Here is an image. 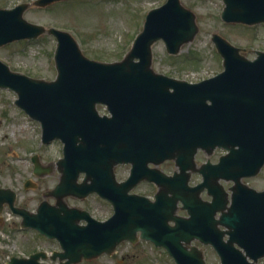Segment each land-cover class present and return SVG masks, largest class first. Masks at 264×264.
<instances>
[{"label":"water","instance_id":"95a60500","mask_svg":"<svg viewBox=\"0 0 264 264\" xmlns=\"http://www.w3.org/2000/svg\"><path fill=\"white\" fill-rule=\"evenodd\" d=\"M55 1L32 4L44 7ZM224 2L226 22H264V0ZM29 5L0 7V46L46 32L55 35L57 76L34 78L11 70L0 59V87L15 90L16 103L41 121L44 142L57 137L64 142V157L57 162L60 181L50 190L58 203L44 201L33 213L15 206L13 189L0 187V211L7 202L23 216V226L57 239L62 250L52 258L59 257L60 264L112 254L122 241L140 238L167 248L178 264H207L203 250L192 245L195 239L211 243L221 264H257L264 257V190L249 187L242 178L257 174L264 165V51L257 50L251 59L245 48L214 32L225 69L190 82L153 68L156 41L163 39L168 52L176 54L198 31L195 13L181 0L151 9L130 50L114 62L87 57L69 31L27 20L24 11ZM97 104L106 105L112 115H101ZM217 146L229 152L218 163L200 167L203 182L189 187L187 171L195 169L198 149L212 152ZM167 159H174L180 172L169 175L158 167ZM33 161L38 175L52 170L43 167L37 155ZM128 162L129 177L117 181L115 165ZM150 162L156 166L149 167ZM82 172L86 175L78 182ZM220 178L235 182L230 205ZM143 179L159 186L154 200L131 192ZM25 186L33 184L27 181ZM205 188L211 201L200 197ZM91 192L113 204L109 219L97 220L64 200ZM180 200L189 217L176 214ZM82 219L88 224H80ZM46 257L38 251L13 256L7 264H47L40 261Z\"/></svg>","mask_w":264,"mask_h":264},{"label":"rangeland","instance_id":"374dc122","mask_svg":"<svg viewBox=\"0 0 264 264\" xmlns=\"http://www.w3.org/2000/svg\"><path fill=\"white\" fill-rule=\"evenodd\" d=\"M166 0H61L46 7H38L33 0H0V7L12 8L21 2L29 3L24 17L30 22L47 27L70 31L78 40L83 53L98 61L121 60L131 47L135 36L142 30L147 12L163 4ZM196 15L198 31L194 38L184 43L177 54L168 53L163 40L153 45V68L157 72L199 81L223 70V59L218 53L212 34L218 32L254 58L256 50H264V23L246 25L228 23L221 18L223 0H181ZM56 38L44 33L38 38L20 39L0 46V59L17 72H23L36 78L52 80L57 75L54 60ZM17 93L9 88H0V186L17 191L16 204L29 210H35L45 199V192L53 188L60 179L56 162L63 156V142L60 139L49 143L42 141V127L38 120L30 117L16 104ZM100 113H108L104 105L98 106ZM225 152L217 149L212 155L216 160ZM38 154L44 166L51 165L53 170L42 176L34 173L32 156ZM201 155L200 159H204ZM197 161H201V160ZM128 164L116 168L118 179H125L129 173ZM160 167L167 173L176 169L173 160L165 161ZM31 179L36 186L25 187ZM82 179V174L79 180ZM244 181L257 189L264 188V167L258 175L244 178ZM226 188L232 181L222 180ZM156 185L140 183L134 191L153 196ZM204 198L209 196L203 193ZM49 198L51 202H53ZM67 197L70 205L87 203L98 218L108 217L113 208L97 194L89 198ZM182 213V212H180ZM199 245L200 243L194 242ZM208 264H220V257L213 247L200 244ZM59 244L31 228L21 227V217L8 207L0 214V264L11 255L28 256L29 253L44 250L51 252ZM79 264H176L173 257L163 247L155 246L151 241L139 240L135 244L129 241L121 243L111 255L104 254L92 261ZM264 264V258L258 260Z\"/></svg>","mask_w":264,"mask_h":264},{"label":"flooded vegetation","instance_id":"af4514ba","mask_svg":"<svg viewBox=\"0 0 264 264\" xmlns=\"http://www.w3.org/2000/svg\"><path fill=\"white\" fill-rule=\"evenodd\" d=\"M201 155H205V152H203V151H199L198 153H197V155H196V159L197 160H199L200 159V156ZM208 158V156L206 155V157L204 158V159H200L201 161L199 162V163H202V162H204L206 159ZM210 158H212V156L210 157ZM171 173V172H170ZM190 183L192 184V185H195V184H197L199 181H200V179H201V177L199 176V174L198 173H194V172H192L191 174H190ZM146 182H149V181H147V180H145V181H142L141 183H146ZM149 183H151V182H149ZM140 184V183H139ZM205 193V192H204ZM89 198V197H88ZM87 198V199H88ZM75 199V198H74ZM87 199H85L84 200V202L87 200ZM53 202H50V204H55V202H56V199H51ZM109 204V203H108ZM73 205H75V204H73ZM87 205H89V204H87V203H85V204H83V206H80V207H82V208H84L85 210H87L92 216H94L95 218H97V219H100V220H103V219H106V217H104V218H98L94 213H93V209L91 210L90 208V206H87ZM77 206H79V205H77ZM180 212H182L181 214H184V215H186V213H187V211L185 210V209H180ZM85 222V221H84ZM48 262L49 263H51V264H53L54 263V261H52V260H50V259H48Z\"/></svg>","mask_w":264,"mask_h":264}]
</instances>
